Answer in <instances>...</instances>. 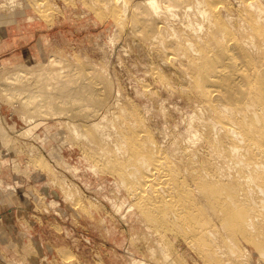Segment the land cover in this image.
I'll return each instance as SVG.
<instances>
[{"label": "rangeland", "instance_id": "1", "mask_svg": "<svg viewBox=\"0 0 264 264\" xmlns=\"http://www.w3.org/2000/svg\"><path fill=\"white\" fill-rule=\"evenodd\" d=\"M201 1L210 14L206 19L196 16L205 19L210 36L223 45L248 39L257 44L261 62L258 56L249 66L252 81L248 84L252 93L257 92L264 64V22L258 3L264 6V0ZM183 10L174 7L179 19ZM4 15L13 28V41L24 46L14 50L12 57L0 54V67L35 66L50 54L77 63L79 70L90 72L96 67L95 77L105 75L104 85L100 84L106 88L104 102L112 101L99 110L112 123L110 138H100L85 129L86 110L70 102V122L81 126L80 135L53 114L33 130L20 116V105L0 92V264H131L134 256L146 264H264V202L244 178L250 170L248 159L264 162V156L248 153L246 160L233 153L228 142L239 144L245 152L244 140L232 131L212 129L210 120L232 118L215 113V102L208 98L201 99L204 109H199L195 92L199 74L185 70L189 57H197L195 50L186 51V42L195 35L181 22L187 16L183 14L180 21L178 15L168 18L169 24L176 20L172 24L182 40L177 50L158 40L152 43L150 34L134 25L132 11L124 15L117 0H0V17ZM122 16L126 22L120 25ZM169 29L160 39L177 41ZM257 110L262 116L263 110L254 102L245 112L254 115ZM23 128L32 133L20 136ZM3 134H8L10 143ZM263 144L264 139V150ZM239 158L244 163H237ZM128 160L136 167L125 176ZM258 182L264 183V177ZM244 191L250 195L245 193L247 203ZM128 204H133V211H128ZM10 208L17 212L10 215ZM251 210L258 214L256 231L244 224ZM75 237L82 240L78 252L56 246L73 245ZM84 238L91 243H84ZM229 240L236 241L240 250L231 252ZM161 246L174 262L164 263Z\"/></svg>", "mask_w": 264, "mask_h": 264}, {"label": "bare ground", "instance_id": "2", "mask_svg": "<svg viewBox=\"0 0 264 264\" xmlns=\"http://www.w3.org/2000/svg\"><path fill=\"white\" fill-rule=\"evenodd\" d=\"M117 1H119L122 4L124 15L127 14V12L129 13V9L132 11L133 15L131 18L133 19V16H134V20L132 21L134 22V25L137 24L136 26H139L137 28L141 32H145L143 34H146V33H147L146 35L150 34L149 36H151L152 41L155 40V43H156V40H158L160 41L159 43H164L166 47L167 46L172 47L177 50H178V46L180 44L179 42L181 39L178 40L179 39L178 29L176 28L174 24H172V23L176 24L175 22L176 20L175 18H173L175 21L172 23L170 22L169 24L167 23L169 21L168 18L170 16L172 18L173 16L176 17L178 15L177 16L178 18L177 17L176 18L180 21L181 19L184 18V16H187V19H183L181 20V22L186 24L187 27H191L193 29L192 33L194 32L193 34H195L197 38L194 37L195 35H192V37L195 38L193 41V39H191L192 37L189 39L184 37L185 39H188V42H186L188 47H187V50L186 48L185 50L187 52H188V49L195 50L194 56H196L195 53H197V57H193V58L189 57L191 59H189L190 61L188 60L189 63L185 65L186 69L185 68L184 69L185 70H187L188 68L193 69L194 71H197V73L199 74V77L195 83L196 84L195 92L197 96L199 97V102H198L199 109L200 110L204 109V106L202 104L203 102H201V99L208 98L209 100L211 101L213 100L215 102V106H214L215 113H217L220 116L226 114L232 118V121H228V119H226L225 117H223L221 120H217L214 117H211L210 120L212 122V125H211L212 129L216 128L218 132L220 133H224V131L226 132L232 131L233 135L235 134L238 136V140L240 141L244 140V142L247 145L245 152H241V148L239 144L232 143L231 141L228 142L227 146L232 150L233 153H238V152L239 154L241 153L242 155L241 158H244V159H246V156L248 155V153L254 156L257 155L258 157L264 156V150L262 147V141L264 139V64L262 65V69H261V73L259 75V81H258L260 85V89H258L257 92L254 91L252 93L249 90V85H248L252 81V73L250 74L249 66L251 65L252 61H254V59L259 56V53L257 51L258 49L257 44H255L254 42H251L248 39L246 42H236L230 45L228 44L223 45L222 41L220 39H216L217 37L215 35L212 34L210 36V34L207 33L208 30L205 29V23H204L206 19V15H209L210 13L206 11V8L203 6V3L201 0H191L187 3H182V4H181L182 1L185 2L187 0H139L138 2H135V3H132L131 0L130 1L129 0H117ZM178 5L184 8L183 10L184 16L182 14L183 18L182 16H180L181 19H179V11H174V7ZM258 10L260 11L261 17L263 18V22H264V6L260 3H258ZM191 12L193 13L194 16L197 15L198 17L200 16L205 17V19L203 18V20L201 21L200 20L201 18H198L196 16L198 19L196 18V20L195 19L193 20L191 17L192 16ZM161 16H164V18H166V20L164 19L163 23L161 21L158 22ZM123 17L124 16H122L119 20L120 25L123 23V21H125ZM157 17H158V21L157 20L155 21ZM173 19L171 20L173 21ZM164 23L165 25H163ZM120 27H123V26H120ZM166 28H170L169 30L173 32L175 39H177V41H170L171 39L172 40H175V39H173L174 37L173 38L171 37V34L169 32H168L170 34L169 36L171 37V39L169 40L170 41L169 43L160 39L162 34H164V32L166 31ZM209 28L213 30L215 28V24L212 23L209 26ZM204 30H206V32H204ZM197 40H199L200 44H198L199 42ZM152 43H154V41ZM177 50H174L173 52ZM176 55H179V54L176 53ZM180 56H182L183 58L184 55L182 54ZM261 57L262 55L259 56V59H258L259 62H261L260 61ZM183 59H180V62L181 60L183 61ZM188 61H186V63ZM70 62H68L65 58L59 56L58 54H52V55L50 54V56L47 58L46 61H41V63L35 64V66L31 65L27 67L24 65L22 66L16 65L15 68L14 67L10 68L9 66V68L7 69V67H4L6 68L4 70L2 69V67H0L2 69V70L0 69L1 71L0 72V92L4 95L3 97H5L8 101L13 103L15 106H17L18 104L20 105L19 107V111H20L19 114H21L20 116L23 118L26 125L32 128L33 130L46 124L47 115L53 114L52 116L59 115L61 119H64L66 121L65 122L66 124L68 122L69 123L68 125L69 126L71 125L74 131L78 135H80L81 126L77 124L76 122H73V123L70 122L71 116L68 113L71 111V107L68 108L70 102H74L78 104V107H79L78 109L86 110L87 112L85 113V119H84V124L86 125L85 129L93 130L100 138H110L111 136L110 127H111L112 120L108 117L107 114L100 112L99 110L103 108H108L109 105L112 104V101L110 99L109 100L111 101V104L110 102H107V101L104 102V97L106 98L105 96L106 88H102L103 87L102 85H101L102 87L100 86V84L101 83L103 84L104 82L105 75H104V78L95 77L96 76L95 72L92 70L94 69L96 70V67L91 68L92 70L88 72V71H85L86 68L84 69L82 68L83 70L81 69L79 70L78 69L79 67L78 66H77L78 68L76 67L77 63L71 64ZM84 66L86 67L88 65L84 64ZM106 78H107V75H106ZM108 78H107V81H109ZM111 78L112 77L110 76V79ZM112 79L114 80V78ZM112 79L110 82H112ZM115 97L116 98L119 97L118 92H116ZM250 99H253V102H251ZM254 102H257L260 108L263 110L262 116L259 114L261 112H259L258 110L255 111L254 115H251L245 112L247 109L250 108V104ZM226 103H230L234 105H228ZM179 112H181V110ZM11 127L13 130L14 129L13 126ZM3 129L4 128H2V130ZM187 129H189V131L191 132L193 130L190 127ZM26 132L32 133V131L29 128H23L20 130L19 135L21 136L24 134L23 136H26L25 135ZM184 132L188 133V131H184ZM5 135H8V134H3L4 137ZM187 136H186V139H187ZM6 137L4 138L5 142L10 143L11 141H9L10 139L9 136H6ZM27 137L29 136L27 135ZM6 139H8V141H6ZM232 139L233 137H231V140ZM220 141H223V140H220ZM141 155L142 153L138 154L139 157ZM222 157L230 158V156H225V155H223ZM241 158H239V160L236 162L238 163L240 161L241 164L244 163L243 159ZM231 160L232 162L234 161L233 158H231ZM129 163H131V161L128 160V164H126L124 172L122 171L124 175L125 174L128 175L126 171L132 172V170L136 167L133 164V162H132L133 165ZM241 164L239 163L237 165H241ZM247 167L248 169H250L249 173H246V174L244 173L245 177L244 176L243 177L246 179V181L252 182V184L255 186L254 188H256L259 191V193H261L260 195H262V197L260 199L263 204L264 202V183H259L258 180H262L264 177V162L260 160L248 159ZM123 173L120 174L121 177ZM206 174L209 175L210 172L207 171ZM210 175L212 177H215V174H210ZM200 176L202 177L203 175L200 174ZM244 178L242 179L243 181H244ZM220 179L222 178L220 177ZM252 190H249V191H252ZM253 192L254 191H252V193ZM245 193L246 192L244 191L243 194L246 200V194L249 195V192H247L246 194ZM250 200H249L250 202H253L252 198H250ZM254 201H255V198H254ZM258 201L256 200V202ZM246 203H247V200H246ZM253 204L254 202L251 205L253 206ZM116 206H117L116 209L118 211H121L120 206L118 204ZM253 207L256 208L257 205L256 206L254 205ZM133 209H134L133 204H128V211H133ZM253 215L254 214L251 210L248 216L244 219V224L247 225V228L250 229L251 231L254 229L257 230L256 224H255L256 220L254 219V217L257 216L258 214H255L254 216ZM228 243H229L228 245L230 246L229 250H231V252L233 251L234 253L235 251L234 249L240 250L239 245L236 241L229 240ZM151 248H152L151 254L154 255V253H156L155 248L154 247H151ZM160 251L163 253V257L165 259L163 260L165 261L164 263H166V260H168V262L169 260L174 262V260H172L171 258V255L167 252L166 248L161 246ZM128 252L130 253V255L131 254L133 255L131 251H128ZM132 255L131 257H133ZM262 255H264V251H261V256ZM131 262H132L131 264H146L144 259L138 258L137 256H134Z\"/></svg>", "mask_w": 264, "mask_h": 264}, {"label": "crops", "instance_id": "3", "mask_svg": "<svg viewBox=\"0 0 264 264\" xmlns=\"http://www.w3.org/2000/svg\"><path fill=\"white\" fill-rule=\"evenodd\" d=\"M7 17L6 15H4L3 17H0V44L2 43L1 46H3L4 49H2V51H0V54L4 55V56H8V57H12L13 55V51L16 50L18 47L22 48L24 45L23 43H20V42H17L16 41H13L12 39V30L13 28L11 26H8L10 23L7 21ZM11 25V24H10ZM22 53L25 54V52L22 51ZM63 208H60V210H62ZM9 210V213H11L10 215H14L15 213L14 212H17V209H14V208H10L8 209ZM64 212V211H63ZM36 226H40V224H36ZM64 227V226H62ZM67 227H69L70 229H72V231H75L76 229L68 224ZM71 238V236H70ZM75 243H73V245L71 244H57L56 246L57 247H67V248H71L72 251H73V248H75L74 250L76 252L79 251V245L78 244H81L82 240H79L77 239L76 237L73 238V240ZM63 242V241H62ZM91 243L90 240H86V238H84V243ZM75 251H73L75 253ZM62 263H64L62 261ZM92 263V262H90Z\"/></svg>", "mask_w": 264, "mask_h": 264}]
</instances>
